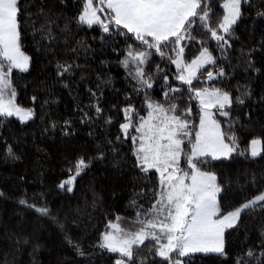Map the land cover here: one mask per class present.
<instances>
[{"label": "trees", "instance_id": "1", "mask_svg": "<svg viewBox=\"0 0 264 264\" xmlns=\"http://www.w3.org/2000/svg\"><path fill=\"white\" fill-rule=\"evenodd\" d=\"M84 3L19 0V43L29 68L12 70L7 77L17 105L31 109L33 117L21 123L0 116V264H116L120 259L125 264H170L156 254L152 240L133 247L131 260L100 246L110 222L131 223L148 216L160 191L157 172L145 173L137 166L132 140L137 132L130 128L126 136L121 130L123 110L135 109L132 120L138 126L149 102L166 109L176 105L169 113L189 123L190 136L184 137V152L189 154L200 118L195 90L227 92L231 105L214 113L225 141L231 145L227 137L235 136L234 153L195 162L216 176L220 215L264 194V0H244L231 33L218 30L228 41L223 47L194 18L179 45L175 38L162 45L163 55L131 33L121 34L126 29L114 23L108 32L100 25L80 23ZM208 3L209 27L217 28L224 0ZM181 47L184 64L205 48L215 61L198 72L191 86L177 79L172 62ZM130 50L148 52L145 63L130 61L126 67L123 61ZM137 67L151 88L141 82ZM253 139L261 141L255 158L248 154ZM80 159L88 166L76 177L73 190L61 189L59 185L75 175ZM181 163H186V155ZM37 207L49 214L41 216ZM174 257L181 264H264V202L245 209L225 231L223 255Z\"/></svg>", "mask_w": 264, "mask_h": 264}, {"label": "snow or ice", "instance_id": "2", "mask_svg": "<svg viewBox=\"0 0 264 264\" xmlns=\"http://www.w3.org/2000/svg\"><path fill=\"white\" fill-rule=\"evenodd\" d=\"M243 2L244 0H224L222 4L224 15L217 28L209 27L208 0H98V3L97 0H85L79 21L89 27L99 24L104 32H108L109 24L114 23L118 28L126 29V33L121 34L131 33L136 41L148 48H155L163 55L162 45L169 42L170 38H175V43L179 45L195 23L194 18L203 22L211 32L212 38L223 47L228 41L218 30L224 34L231 33L232 27L242 15ZM18 4L19 0H0V63L8 62V73L12 69L28 70L29 58L20 50ZM105 9L108 10V23L101 20L97 14ZM182 53L181 47L180 54ZM180 54L172 62L181 70L177 79L189 86L193 79L197 78V71L200 68L205 64L215 63L207 48L186 65L182 63ZM148 55L146 51L130 50L123 63L126 67L130 61L143 64ZM218 75L222 76L223 70ZM137 76L141 77V82L148 88L152 87L148 80L143 79V71L139 67ZM207 78L214 79L211 71L207 73ZM8 87L7 74L0 70V116L16 115L21 121L30 119L31 109L20 108L14 103L15 92L11 93V99L5 98L4 90ZM194 94L200 102L201 116L199 130L195 133V142L191 143L190 154L184 152V137L190 136L188 121L175 114L169 115V112H175L176 105L166 109L160 104L149 102L148 115L146 118H140L138 126L134 125L132 120L135 109L128 107L123 110L126 122L120 125L121 130L126 136L133 127L140 133L139 137H132L134 144L139 141V146L134 151L137 166L145 173L151 169L159 173L160 191L156 194L158 198L148 210V213H154L156 218L142 221L143 226L135 233L125 232L119 223L110 222L108 227L114 231L103 234V243L100 245L102 248H107L110 252H119L122 257L131 260L133 246L142 245L145 239L151 238L159 245L156 254L168 260L170 253L173 252H178L181 257L195 252L223 255L225 230L236 225L245 209L264 202V194H261L227 215H219L217 194L221 189L216 183V176L201 171L195 161L204 156H211L213 159L227 157L235 150V136L227 137L232 142L231 145L226 143L220 125L212 118L210 111L217 106L225 109L231 105L232 100L227 92L220 89L204 88L195 90ZM167 95L165 93V96ZM99 111L97 108V112ZM187 114H191V109H188ZM221 115L228 116V112L222 111ZM260 145L259 139L251 141L253 157L260 155ZM185 155L190 172L180 167L181 157ZM87 166L83 159L78 160L75 164V175L63 181L59 187L63 189L67 186V191L71 192L76 177ZM21 203L25 201L22 200ZM35 210L41 216L49 214L47 208L37 207ZM148 229L158 232H149ZM162 239H166L167 242L162 243ZM248 255L252 253L249 252ZM116 264H125V261L117 260ZM175 264L181 262L177 260Z\"/></svg>", "mask_w": 264, "mask_h": 264}, {"label": "rangeland", "instance_id": "3", "mask_svg": "<svg viewBox=\"0 0 264 264\" xmlns=\"http://www.w3.org/2000/svg\"><path fill=\"white\" fill-rule=\"evenodd\" d=\"M97 3H98V0H97ZM99 16H100V18H101V20H103L105 23H108V19H109V17H108V10L107 9H105V11H103V12H98L97 13ZM93 25H99V24H93ZM21 50V49H20ZM204 50V49H203ZM202 50V51H203ZM201 51V52H202ZM22 52V51H21ZM200 52V53H201ZM209 52V51H208ZM200 53L194 58V59H196L197 57H199L200 56ZM24 54V53H23ZM180 54V53H179ZM25 55V54H24ZM26 56V55H25ZM212 56V55H211ZM177 58H178V56H177ZM176 58V59H177ZM180 58L182 59V63L184 64V60H183V53L182 54H180ZM175 59V60H176ZM194 59H192L191 61H189L188 63H185L184 65H186V64H190ZM175 65V67H176V69L179 71V74H180V69H178L177 68V66H176V64H174ZM207 65H209V64H205L204 65V67H206ZM2 66H4V67H6V69L7 70H4L3 68H2ZM204 67H202V68H204ZM28 68H29V61H28ZM202 68H200L198 71H197V75H198V72L202 69ZM0 70H2L4 73H8V62L7 61H3L2 63H0ZM12 70H18V71H21L20 69H12ZM11 70V71H12ZM21 72H25V71H21ZM178 74V75H179ZM185 75H187V73H185ZM194 80V79H193ZM180 81V80H179ZM8 82H9V87L7 88V89H5L4 90V96H5V98L6 99H11L12 97H11V93L12 92H14L13 91V89H12V87H11V84H10V80H9V78H8ZM180 82H182V81H180ZM183 83V82H182ZM186 84V83H185ZM210 90V89H209ZM197 99V101H198V104H199V107H200V102H199V99L198 98H196ZM14 103L17 105V103H16V94H15V99H14ZM154 104V103H153ZM18 106V105H17ZM18 107H20V106H18ZM226 107H228V106H226ZM21 108V107H20ZM24 109V108H23ZM218 109H220L218 106L217 107H215V108H212V109H210V111H211V113H212V118L218 123V121L216 120V118H215V111H217ZM27 110V109H26ZM148 111H149V109H148ZM147 115H148V112H147ZM147 115H146V117H147ZM169 115H172L171 113H169ZM6 116V115H5ZM200 116H201V107H200ZM6 117H14L15 119H17V120H19L21 123H26V122H28L29 120H31L32 119V117H33V113H32V116H31V118L30 119H28V120H26V121H21V119L18 117V116H16V115H12V116H6ZM145 117V118H146ZM199 124H200V118H199ZM199 124H198V130H199ZM219 124V123H218ZM139 125V124H138ZM139 135H140V133H136V135H132V137L133 136H135V137H139ZM195 142V140L193 141V143ZM226 142V141H225ZM227 143V142H226ZM137 147L139 146V141H137ZM259 148L261 149V145L259 146ZM191 151V150H190ZM234 153V151L232 152V153H230L227 157H229L231 154H233ZM189 154H190V152H189ZM248 154H249V156L250 157H252V158H255V157H253L252 155H251V144H250V146H249V152H248ZM259 156V155H258ZM258 156H256V157H258ZM204 157H210V158H212L211 156H204ZM204 157H199V158H204ZM227 157H224V156H221L219 159H225V158H227ZM213 159V158H212ZM219 159H215V160H219ZM181 161H182V157H181ZM180 167H181V169H183L184 171H188V172H190L191 170L188 168V166H187V162L184 164V165H182V163H180ZM151 170H153V171H155L154 169H151ZM158 174V176H159V173H157ZM188 182H190V181H188ZM218 195H219V193L217 194V203H218ZM218 206H219V203H218ZM220 208V207H219ZM219 215H220V213H219ZM227 215V214H226ZM222 216V215H221ZM156 217H155V214L153 213V214H149L148 216H146V217H144V216H142L141 217V219H139V220H136L135 222H131V223H128V222H126V221H116V222H114V223H119L120 224V226H121V228L125 231V232H128V233H135V232H137V231H139L140 229H141V227L143 226L142 225V221H147L148 219H155ZM228 229H230V228H228ZM228 229H226V230H228ZM225 230V231H226ZM110 231H114L113 229H108V231L107 232H110ZM147 231H149V232H151V231H157L158 232V230H153V229H148ZM106 233V232H105ZM147 240H152V241H154L155 243H156V241L155 240H153V239H151V238H148V239H145V241H147ZM144 241V242H145ZM162 243H166L167 241H166V239H162V241H161ZM102 243H103V239H102ZM156 246H157V248H158V244L156 243ZM133 247H135V245L133 246ZM156 248V249H157ZM117 253H119V252H117ZM120 254V253H119ZM175 254H178V252H173V253H170V264H175V262L177 261V260H179L180 261V258H175L174 257V255ZM192 254H217V253H203V252H195V253H189L188 255H192ZM121 255V254H120ZM178 256H179V254H178ZM160 257V256H159ZM181 257V256H180ZM183 257H185V256H183ZM183 257H181V258H183ZM162 258V257H161ZM162 259H164V258H162ZM121 260V259H120ZM165 260H168V259H165Z\"/></svg>", "mask_w": 264, "mask_h": 264}]
</instances>
